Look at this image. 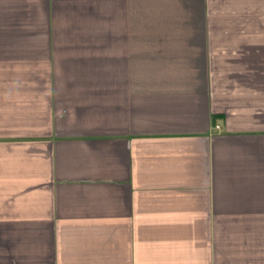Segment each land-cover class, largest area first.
I'll list each match as a JSON object with an SVG mask.
<instances>
[{
    "label": "crops",
    "instance_id": "0c3cea01",
    "mask_svg": "<svg viewBox=\"0 0 264 264\" xmlns=\"http://www.w3.org/2000/svg\"><path fill=\"white\" fill-rule=\"evenodd\" d=\"M242 1L0 0V264H264Z\"/></svg>",
    "mask_w": 264,
    "mask_h": 264
},
{
    "label": "rangeland",
    "instance_id": "374dc122",
    "mask_svg": "<svg viewBox=\"0 0 264 264\" xmlns=\"http://www.w3.org/2000/svg\"><path fill=\"white\" fill-rule=\"evenodd\" d=\"M241 18H234L235 25L241 26L240 32H234V36L240 37L241 43L253 45L256 43L257 60L253 63H237L231 68L234 76L226 75L216 81L221 84L226 93L234 89L236 96L235 104L242 107L250 103L252 106L264 104V0H243ZM240 18V19H239ZM248 29L247 33L242 30ZM238 30V27H237ZM248 41V42H246ZM241 49L244 48L241 45ZM238 70V72H237ZM232 73V72H231ZM223 75V76H224ZM233 76V77H232ZM236 90V91H235ZM226 98V97H225Z\"/></svg>",
    "mask_w": 264,
    "mask_h": 264
}]
</instances>
